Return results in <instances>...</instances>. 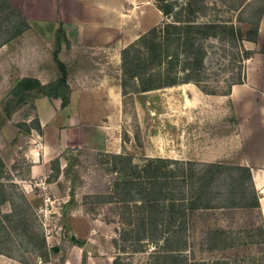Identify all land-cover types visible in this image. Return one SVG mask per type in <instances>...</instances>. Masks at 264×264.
<instances>
[{
  "label": "rangeland",
  "instance_id": "obj_1",
  "mask_svg": "<svg viewBox=\"0 0 264 264\" xmlns=\"http://www.w3.org/2000/svg\"><path fill=\"white\" fill-rule=\"evenodd\" d=\"M179 2L184 3L185 0ZM204 2L206 10L195 14L198 21L233 22L242 30L243 37L252 35L260 15L263 17L264 0ZM154 4L157 5L156 0ZM150 6L153 7L152 4ZM157 19L158 12L150 10L148 21L153 23ZM168 20L171 17L165 16L161 23L146 32ZM2 23L0 42L9 37L8 22ZM228 40L206 41V68L199 85L189 82L127 95L122 89L123 97H114L118 106L116 101L114 105L107 101L108 91L103 84L99 83L93 89H84L81 84L87 87V82L92 79L120 83L122 53L121 66L116 68L108 46L64 44L61 47L57 38L51 41V37L46 36L43 39L32 25L21 36L2 44L0 109L19 78L37 77L43 83L59 79L62 71L54 57L58 52L59 58L69 66L68 87L64 89L68 103L73 95L71 86L82 88L74 91L77 98L71 109L76 110L77 105L90 114L95 109L103 111L99 117L103 120L95 123L102 127L97 131L94 127L88 128L85 141L63 150L59 171L51 168L47 175L36 177H25L34 164L23 154L30 141H26L22 148L18 147L19 139L22 137L25 141L23 134L26 135L19 124L29 125L38 118L36 105H24L2 129L0 155L6 152L7 161L1 155L5 166H0V184H3L0 186V264H114L116 260L118 264H156L153 255L159 246L149 243L141 248V244L136 246L134 238L126 239L122 235L125 213L116 203L98 201L96 193L103 167L93 164L95 156L79 150L130 154L138 163L148 157L171 158L186 162L187 168L202 162L242 165L244 150L226 96L230 85L237 82L245 71L247 60L243 49L264 52V42L258 43V37L257 42L245 40L242 44L233 38ZM45 104L41 103L43 112L47 109ZM104 113L110 117H103ZM74 148L79 150L67 152ZM190 161L195 163L190 164ZM231 174L238 176L239 171L233 170ZM105 175V182L116 176ZM225 175L223 173L219 177L216 188L224 190ZM258 196L263 198V214L264 196L260 191ZM4 197L9 200L3 201ZM220 202L219 197L213 206ZM255 217L256 213L251 215L244 210L233 211L226 216L216 208L197 210L190 220L187 255L194 262H209L215 257L228 255L226 251L209 249L211 232L216 228H256ZM259 250L262 249L255 245L233 252L239 253V262L250 264V254Z\"/></svg>",
  "mask_w": 264,
  "mask_h": 264
},
{
  "label": "trees",
  "instance_id": "obj_2",
  "mask_svg": "<svg viewBox=\"0 0 264 264\" xmlns=\"http://www.w3.org/2000/svg\"><path fill=\"white\" fill-rule=\"evenodd\" d=\"M156 1L158 8L166 17H171V20L152 28L123 49L120 85L124 95L145 93L189 82L199 85L204 78L208 40L229 41L228 38H233L240 44L245 40L257 42L262 15L252 35L243 37L242 30L233 22L198 21L195 14L204 12L207 8L204 0H185L184 3L179 2L180 0ZM0 20L1 25L2 21L9 25V37L0 42V46L31 28L28 20L11 0H0ZM56 38L61 47L63 43L71 45L65 39L62 28L58 30ZM243 51L246 60L255 54L253 50ZM54 57L62 71L61 77L48 83L31 76L16 80L9 96L2 102L0 130L24 105L32 103L35 107V100L38 98H61L63 107L68 104L69 98L64 94V89L68 87L69 66L59 58L58 52L54 53ZM244 81L245 71L230 87ZM26 125L19 124L27 133L32 128L41 130L38 118ZM75 150L79 149L74 148L67 152ZM79 151L95 156L93 164L103 167L96 196L100 203H116L122 213H125L122 235L126 239L134 238L137 247L140 244V247H144L149 243L159 246V250L153 255L156 264H247L239 262V253H234L233 250L255 245L262 250L250 254V264H264V216L252 171L248 166L190 161V164H195L187 168L186 162L171 158L148 157L144 162L138 163L130 154ZM63 153L52 160L53 170H60ZM0 166H5L1 155ZM231 170H238L239 175L233 176ZM223 173L226 175L222 183L224 190H221L215 186ZM105 174L116 176L105 182ZM219 197L222 202L213 206ZM8 200L7 197L3 198V201ZM214 208L222 211L225 216L237 210L249 211L251 215L256 213L257 227L216 228L211 232L212 242L210 241L209 249L226 251L228 255L215 257L209 262H194L187 255L190 220L197 210ZM116 261L114 264L119 263Z\"/></svg>",
  "mask_w": 264,
  "mask_h": 264
},
{
  "label": "crops",
  "instance_id": "obj_3",
  "mask_svg": "<svg viewBox=\"0 0 264 264\" xmlns=\"http://www.w3.org/2000/svg\"><path fill=\"white\" fill-rule=\"evenodd\" d=\"M11 1L43 39L47 36L51 37V41L55 40L58 30L62 28L65 39L73 46L77 44L108 46L116 68L121 66L122 50L165 18L163 12L154 4V0ZM152 9L158 12L159 19L150 23L148 15ZM262 41L264 42V12L259 27L258 43ZM99 80L97 82L89 80L87 87L84 83L81 85H84V89H93L97 84H103L108 91L107 101L118 106V100H114V97L118 95L120 99L121 95L123 97L120 83ZM71 88L73 95L65 107L61 98L41 97L35 100L41 130L32 128L31 132L23 134L25 141L21 137L18 144L20 145L18 147L22 148L26 141H30L23 154L34 164L30 166L27 174L25 173V177L47 175L51 170V161L59 157L65 148L74 147L85 141L89 127H94L95 131L102 128L95 123L103 120L99 118L103 111L98 112L95 109L90 114L87 109L84 110L77 105L76 110L71 109L77 98L74 91L82 89L73 86ZM226 97L231 104L239 129L237 136L244 150L242 165L251 169L255 187L264 196V52L256 51L253 57L247 60L245 81L233 84ZM41 103H46V110H49L47 113L46 110L42 111ZM103 117L110 116L104 113ZM6 154L1 152L4 160L7 159ZM261 200L263 198H260V203Z\"/></svg>",
  "mask_w": 264,
  "mask_h": 264
},
{
  "label": "bare ground",
  "instance_id": "obj_4",
  "mask_svg": "<svg viewBox=\"0 0 264 264\" xmlns=\"http://www.w3.org/2000/svg\"><path fill=\"white\" fill-rule=\"evenodd\" d=\"M264 210V209H263Z\"/></svg>",
  "mask_w": 264,
  "mask_h": 264
}]
</instances>
